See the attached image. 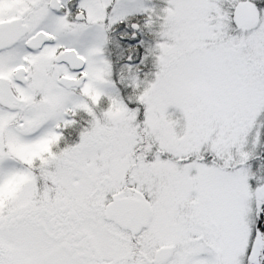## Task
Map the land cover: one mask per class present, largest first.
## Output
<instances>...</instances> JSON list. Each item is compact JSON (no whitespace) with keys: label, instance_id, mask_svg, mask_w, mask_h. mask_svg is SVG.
<instances>
[{"label":"snow or ice","instance_id":"6c2138e0","mask_svg":"<svg viewBox=\"0 0 264 264\" xmlns=\"http://www.w3.org/2000/svg\"><path fill=\"white\" fill-rule=\"evenodd\" d=\"M0 264H264V0H0Z\"/></svg>","mask_w":264,"mask_h":264}]
</instances>
